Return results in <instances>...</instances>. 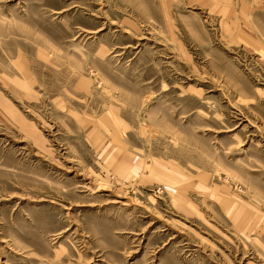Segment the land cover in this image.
I'll list each match as a JSON object with an SVG mask.
<instances>
[{
    "label": "rangeland",
    "instance_id": "374dc122",
    "mask_svg": "<svg viewBox=\"0 0 264 264\" xmlns=\"http://www.w3.org/2000/svg\"><path fill=\"white\" fill-rule=\"evenodd\" d=\"M0 264H264V0H0Z\"/></svg>",
    "mask_w": 264,
    "mask_h": 264
}]
</instances>
